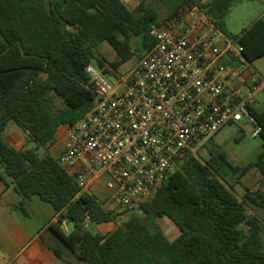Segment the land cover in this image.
<instances>
[{
    "label": "trees",
    "instance_id": "1",
    "mask_svg": "<svg viewBox=\"0 0 264 264\" xmlns=\"http://www.w3.org/2000/svg\"><path fill=\"white\" fill-rule=\"evenodd\" d=\"M156 2L142 0L131 10L124 0H0V169L21 197L11 209L28 216L26 207L33 197L49 203L58 215L49 230L78 259L66 264H264V222L249 212L251 205L264 207V192L249 191L240 199L228 182L229 175L239 179L252 168L264 177V109L249 107L261 128L262 150L256 161L234 166L211 138L204 145L207 158L183 156L155 196L138 205L141 213H131L105 234L89 231L86 219L92 224L116 222L121 213L107 209L94 194L81 193L75 178L49 151L58 129L76 123L95 104L86 66L97 59L105 75H116L135 56L134 37L142 38V58L154 47L150 32L164 21L162 5L171 20L180 8L194 4ZM236 3L199 4L252 63L264 57V18L239 35H229L225 18ZM103 42L115 50L114 61L97 57ZM11 122L36 146H10L3 133ZM157 218L169 219L178 237L169 240L154 224ZM65 221L73 223L70 232L62 227ZM51 249L64 259L60 249Z\"/></svg>",
    "mask_w": 264,
    "mask_h": 264
},
{
    "label": "built area",
    "instance_id": "2",
    "mask_svg": "<svg viewBox=\"0 0 264 264\" xmlns=\"http://www.w3.org/2000/svg\"><path fill=\"white\" fill-rule=\"evenodd\" d=\"M150 34L154 47L116 84L98 67L86 66L95 104L76 123L64 125L57 157L81 193H91L105 176L108 201L121 213L138 211L183 156L196 154L224 126L246 119L255 127L253 137L261 132L249 107L264 93V77L227 89L248 61L243 47L221 32L200 4L184 6ZM224 57L238 63L230 75ZM88 223L89 218L84 226Z\"/></svg>",
    "mask_w": 264,
    "mask_h": 264
},
{
    "label": "crops",
    "instance_id": "3",
    "mask_svg": "<svg viewBox=\"0 0 264 264\" xmlns=\"http://www.w3.org/2000/svg\"><path fill=\"white\" fill-rule=\"evenodd\" d=\"M124 1L129 9L134 10L142 0ZM144 1H146L147 3L155 4L154 2H152L153 0ZM190 1L191 3L199 4L204 3L208 0ZM182 8H180L178 12H180ZM167 17L168 10H166L164 14L161 13V19L164 20L162 25L173 20H169ZM261 17L264 18V13ZM263 58L264 57L259 58L252 63L248 62L247 67L232 80L227 89L231 87H248L253 77H264V74H262L259 70L260 64L262 63H258L259 60H262ZM223 63L225 66H227V70L225 72V74L227 75H230L232 71L235 70L238 66L237 61L230 57H224ZM106 66L108 67V65ZM116 74L118 75V78L122 75L120 74V72ZM254 107L259 110L264 109V93L257 94ZM254 129V125L244 119L239 123H230L224 126L217 134L212 137V140L226 152L231 164H233L234 166L243 167L251 162L256 161L259 153L262 150L261 138L253 137L252 135ZM21 130L23 129L21 128ZM23 132L24 133L20 132L16 128L9 127L8 125L3 133V138L10 146L17 150L35 147L36 144L31 141L29 135L24 130ZM63 132L64 126H61L57 131L56 142L54 144H59L61 146V152L63 149V145L61 143V140L59 141V139H61ZM38 151L42 154L44 152V149L39 148ZM207 157L208 151L205 158ZM0 174L8 183L7 186L5 181L0 177V264H66L65 260L77 259L76 254L62 242L61 244L62 246H64L65 250V253H62L64 259L59 258L51 249V247L60 249L59 247H57V245L51 242V240L55 242L60 241L48 228V225L50 223L57 221L58 215L56 214L48 225L41 222L40 228L32 226V219L29 217L30 214H28L27 216L19 210L11 209V205L18 203L21 197L15 190L14 185L11 183V180L5 175L3 169H0ZM253 176L255 177V179H253ZM237 177V174L229 175L228 182L230 183L235 194L240 199H243L249 191L251 193L264 192V177L261 175L257 168L250 169L239 179ZM230 178L234 179L235 184L230 182ZM18 211L24 215V221H20L18 215L16 214V212ZM249 212L252 214H256L264 222V219L260 216H264V207L251 205ZM125 215L127 214H124V216ZM63 225L66 227L65 222L63 223ZM95 225L97 226L99 233L105 234L112 232L116 228L117 223L108 222ZM178 235L172 239L167 235L166 236L169 240H174L178 237Z\"/></svg>",
    "mask_w": 264,
    "mask_h": 264
},
{
    "label": "rangeland",
    "instance_id": "4",
    "mask_svg": "<svg viewBox=\"0 0 264 264\" xmlns=\"http://www.w3.org/2000/svg\"><path fill=\"white\" fill-rule=\"evenodd\" d=\"M171 1H177V0H171ZM155 4V0H153ZM168 9L167 6L162 5L160 7L161 13H165ZM264 13V2L261 1H248V0H237V3L231 8L229 14L225 18V25H226V31L229 35H239L244 28H247L251 25V23L256 20L257 18L261 17ZM178 15H180V12H178ZM132 42L134 44L135 48V56L131 58L127 63L123 64L120 67V74L124 75L129 70L135 66L141 59L142 55L144 54L145 50L142 46V38L141 37H134L132 39ZM97 57H103L106 60L114 61L116 59V52L113 49L110 44L107 42H103L98 47V54ZM258 63L260 64L259 70L262 74H264V58L262 60H259ZM92 64L96 67H98L97 59H94L92 61ZM113 72V70H111ZM107 79L113 83L116 84L118 75H112L107 74ZM243 124V123H242ZM9 127L16 128L20 132L24 133L21 128H19L14 122L9 123ZM60 141V139H59ZM256 141V140H252ZM61 146L58 145H52L49 148V151L52 152V154L55 157H58L61 152ZM42 151V150H41ZM195 155H199L201 158H205L207 156V149L202 146L199 148V150L196 152ZM253 179L255 177L253 176ZM231 183L235 184L234 179H229ZM106 181L107 178L101 177L100 180L91 188V193L94 194L100 201L104 202V205L107 209H113L118 213L119 212L116 208L112 206V204L109 203L108 197L110 195V191L106 188ZM27 212L30 214L31 224L32 226H35L36 228L41 227V222L44 224H49L51 220L55 217L56 212L53 209V207L44 201H42L39 197H33V199L29 202V204L26 207ZM137 212L136 210L129 212V213H121V216L116 220V223H120L122 221H125L129 214ZM18 215L20 221H24V215L21 212H16ZM124 214H127L124 216ZM263 219L264 216L260 215ZM57 222V221H56ZM154 224L158 226L162 231L169 237L174 238L178 235L179 231L176 228V226L167 218H157L154 220ZM65 225L67 227L66 232H70L73 229V223L70 221H65ZM87 229L93 233L99 232L97 229V226L92 223H88ZM51 242L57 247H59L62 250V253L64 254V246H62L61 242H55L51 240ZM78 260V259H73Z\"/></svg>",
    "mask_w": 264,
    "mask_h": 264
}]
</instances>
